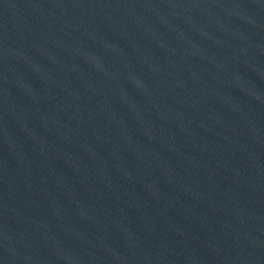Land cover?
Returning <instances> with one entry per match:
<instances>
[{"label":"water","instance_id":"obj_1","mask_svg":"<svg viewBox=\"0 0 264 264\" xmlns=\"http://www.w3.org/2000/svg\"><path fill=\"white\" fill-rule=\"evenodd\" d=\"M0 264H264V0H0Z\"/></svg>","mask_w":264,"mask_h":264}]
</instances>
